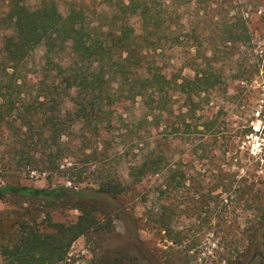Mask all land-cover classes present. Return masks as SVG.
Listing matches in <instances>:
<instances>
[{"label": "trees", "instance_id": "1", "mask_svg": "<svg viewBox=\"0 0 264 264\" xmlns=\"http://www.w3.org/2000/svg\"><path fill=\"white\" fill-rule=\"evenodd\" d=\"M172 2L115 0L110 6L111 15L104 17L109 23L94 25L76 7L62 15L52 0H40L34 9L22 0H0V137L7 141L14 163H23L32 171L52 172L65 155L64 147L77 133L88 146L92 141L96 143L101 133L110 132L115 112L120 118L119 113H127L135 100H139L143 110L137 123L129 122L122 135L127 144L126 183L118 178L99 177L95 187L88 189L90 194L65 187H0V198L37 200L44 216L42 227L32 217L29 221L16 220L8 225L15 227L12 234L4 229L6 221L0 218L1 264H64L74 241L107 224V219L104 223L97 220L103 211L98 200L118 201L133 192L142 203L153 202L146 214L154 230L163 233L166 242L181 243L177 233L169 228L173 213L169 200L184 186L187 173L171 161L162 146L169 144L168 136L188 138L191 132L202 136L212 126L207 122L192 126L186 118L192 112L194 98L199 100L215 87L218 77L206 55H201L198 63L194 61L191 77L162 71L163 60L169 61L166 52L172 50L169 42L176 40L170 25L174 20L169 10ZM189 2L184 0L182 4ZM131 18L137 21L135 26L129 24ZM236 21L233 14L222 23V44H249V38L240 35ZM176 93L183 95L185 111L173 115L172 99ZM198 126L203 131H197ZM231 187L229 182L220 184L226 193ZM233 193L232 200L229 196L223 199L225 204L222 200L215 202L209 194L200 197L202 206L208 200L215 204L214 213L224 224L225 234L237 224L235 219L224 220L226 209L232 204V208L239 206L244 198L241 189ZM243 203L249 206L245 199ZM57 204L76 210V220L69 224L53 222L47 211ZM257 211L255 225L248 228L250 234L246 236L250 244L262 239L264 203ZM132 216L131 213L127 217L131 226L136 223ZM224 233L219 238L225 242ZM188 248L191 250L192 245ZM236 261L227 258L223 264ZM103 264L121 262L112 256Z\"/></svg>", "mask_w": 264, "mask_h": 264}, {"label": "rangeland", "instance_id": "2", "mask_svg": "<svg viewBox=\"0 0 264 264\" xmlns=\"http://www.w3.org/2000/svg\"><path fill=\"white\" fill-rule=\"evenodd\" d=\"M39 1L22 0L29 9H34ZM52 1L62 15L71 7L81 9L94 25L98 22L108 24L109 20L105 21L104 17L109 18L110 6L115 4V0ZM182 1L173 0L169 9L174 17L170 25L176 40L169 42L172 50L166 52L169 61L163 60L162 71L167 75L191 77L190 67L194 61L198 63L201 55H206L218 78L215 87L199 100L194 98L192 112L186 118L192 126L202 122L212 123V126L202 136L192 132L188 138L168 136L171 138L167 137L169 144L162 146L171 161H176L187 173L184 186L169 200L173 210L169 228L177 233L181 243L166 242L163 233L154 230L146 214L152 201L142 203L135 192L127 193L118 201L98 200L103 211L97 220L104 223L107 219V224L74 241L64 264H103L112 256L119 258L121 264H223L227 258L237 260L235 264H245L251 255L253 244L246 237L250 234L248 228L255 225L257 208L264 203V0H190L186 5ZM233 14L237 16L240 35H246L249 44L234 47L222 44V23ZM136 22L131 18L129 24L135 26ZM2 33L0 30V36ZM182 97L180 93L173 96V115L179 110L185 111ZM138 102L135 100L127 113H119L120 118L115 112L110 132L101 133L96 143L92 141L85 146L77 133L64 147L65 155L52 172L32 171L23 163H14L7 141L0 137V187H65L90 194L88 189L95 187L99 177L109 176L126 183L127 154L124 150L127 144L122 135L129 122L137 123L143 113ZM140 125L144 126L142 122ZM197 131L203 129L198 126ZM225 182L231 183L229 193L220 188ZM237 189L244 192V198L239 206L232 208V204L226 209L224 220L235 219L237 224L225 234L222 232L224 224L214 213L215 204L208 200L202 206L200 197L209 194L215 202L222 200L225 204L223 199L227 196L231 199ZM243 199L249 206H243ZM39 207L38 201L32 198H0V218H4L7 226L4 229L12 234L15 227L9 224L21 219L29 221L30 217L42 227L44 216ZM131 213L136 221L133 226L127 218ZM77 214L65 204H57L47 211L53 222L65 224L73 223ZM205 221L209 222L207 226ZM222 233L225 242L219 238ZM190 245L191 250L187 249ZM246 245H249L248 250H244ZM253 264H257V259Z\"/></svg>", "mask_w": 264, "mask_h": 264}, {"label": "flooded vegetation", "instance_id": "3", "mask_svg": "<svg viewBox=\"0 0 264 264\" xmlns=\"http://www.w3.org/2000/svg\"><path fill=\"white\" fill-rule=\"evenodd\" d=\"M262 239L253 243V250L247 262L245 264H253V261L257 259V264H264V253L261 254V249H264V231L262 232Z\"/></svg>", "mask_w": 264, "mask_h": 264}]
</instances>
